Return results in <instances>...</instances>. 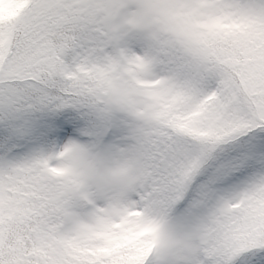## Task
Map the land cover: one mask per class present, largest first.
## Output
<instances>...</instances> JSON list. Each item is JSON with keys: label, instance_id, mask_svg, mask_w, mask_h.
<instances>
[{"label": "snow or ice", "instance_id": "1", "mask_svg": "<svg viewBox=\"0 0 264 264\" xmlns=\"http://www.w3.org/2000/svg\"><path fill=\"white\" fill-rule=\"evenodd\" d=\"M0 264H264V0H0Z\"/></svg>", "mask_w": 264, "mask_h": 264}]
</instances>
